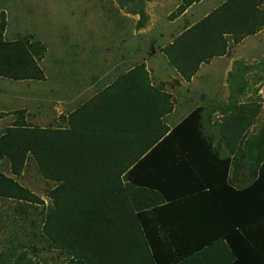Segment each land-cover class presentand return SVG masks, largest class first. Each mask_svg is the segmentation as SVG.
Returning a JSON list of instances; mask_svg holds the SVG:
<instances>
[{
    "label": "trees",
    "instance_id": "1",
    "mask_svg": "<svg viewBox=\"0 0 264 264\" xmlns=\"http://www.w3.org/2000/svg\"><path fill=\"white\" fill-rule=\"evenodd\" d=\"M199 1L180 0L170 19ZM263 28L264 0H226L161 52L190 82ZM6 29L1 11L0 78L43 81L45 46L7 39ZM171 99L141 63L70 113L66 128L31 125L15 110L0 132V199L18 205L0 264H36L41 252L55 253L54 264H264V123L250 136L261 106L231 101L214 138L202 108L168 129ZM28 159L53 184L46 208L14 178Z\"/></svg>",
    "mask_w": 264,
    "mask_h": 264
},
{
    "label": "rangeland",
    "instance_id": "2",
    "mask_svg": "<svg viewBox=\"0 0 264 264\" xmlns=\"http://www.w3.org/2000/svg\"><path fill=\"white\" fill-rule=\"evenodd\" d=\"M150 1L0 0V12H5L7 21L6 38L28 36L31 41H39L46 48L43 58L38 60L45 75L43 81H11L0 78V132L13 122V112L17 109L26 111V120L31 125L65 127L71 110L79 107L101 89L98 87L90 91L88 88L91 82L97 80L96 77L100 75L106 61L112 58L117 64L119 51L127 42L126 35L118 29L120 15H125V29L135 32L140 27L139 20L144 23L147 18L145 13ZM172 1L175 0L166 3L162 9L153 7V12L160 17L164 15L162 20L166 21V16L176 9ZM131 18H138V21L134 23ZM127 36L133 38L130 42L138 49L136 58H144L149 47L155 44L149 35ZM230 53L237 60L233 63L227 80L212 84L209 92L214 94L210 101L215 108V116L211 115L209 120L214 123L215 137H218V127L226 115L219 107H224L231 101L259 104L261 110L250 128L251 136L264 123V31L251 39L240 51ZM155 69V75L154 69L150 70L151 77L161 90L166 89L165 85H179V81L175 79L159 84L166 77L162 75L163 66L158 67L160 72H157V67ZM118 71L115 67L112 71L114 77L119 74ZM183 85H179L177 89L190 91L192 84ZM198 98H194L192 102L197 103ZM198 103L204 105V99H198ZM209 133L212 134L211 130ZM0 171L8 173L5 165ZM14 178L39 196L44 201V208L49 206L50 201L46 194L53 184L40 177L32 160L28 159L22 174ZM17 208L18 205L11 202L0 208V253L7 250L9 236L15 231V225L10 222L9 217L17 219V212H14ZM41 209L42 206L34 211ZM42 257L49 264H54L50 261L56 254L36 253L33 260L36 264L37 261L43 264V260H40Z\"/></svg>",
    "mask_w": 264,
    "mask_h": 264
},
{
    "label": "crops",
    "instance_id": "3",
    "mask_svg": "<svg viewBox=\"0 0 264 264\" xmlns=\"http://www.w3.org/2000/svg\"><path fill=\"white\" fill-rule=\"evenodd\" d=\"M225 1L226 0H200L199 2L189 6L180 16L176 17L175 19H170L169 15H167L166 17L168 21L167 20L163 21L162 18H164V15L160 17L155 12H153L152 9H154L153 7L157 9H162L164 5L166 3L171 2V0H151L148 3L149 7L145 13L147 18L143 23V25L139 27L138 30L135 32L134 31L130 32L127 29H125L123 25V20H124L123 16L125 15L123 14L122 16L121 14L119 17L120 26H118V29L120 33L126 35L127 42L124 44L123 47H121L119 51L120 55L118 57L117 64L113 61L112 58H110V61H106V64L101 69L100 75L96 77L97 80L91 82L88 88L90 91L95 90L98 87L101 89L98 92H95L91 97L86 99L84 102H82L79 105V107L82 106L84 103L88 102L89 100H91L92 98H94L98 93L103 91L105 88H107L119 75L126 73L134 66L141 63L145 65V68L150 75L149 77L151 80V84L153 86L158 87L157 84L153 83L150 70L154 69V75H155L156 74L155 67H157V72H160V69H158V67L163 66L162 75H165L166 78L164 77L165 80L160 81L159 84H166L167 82H170L173 79L179 81L178 83L181 86H184L183 83L192 84L190 91L188 92L177 89L179 85L175 87L165 85L166 89L162 91L165 93H169L171 95L172 97L171 100L173 103L172 111L163 118V123L165 124V126H167L168 129H172L182 119H184L191 111H193L196 108H202L203 109L202 128L204 134L210 137L211 135H213L214 138H217L215 137L216 127H213L214 123H212L209 120V117L211 118V115L215 116V113L213 112L215 108L213 107L212 102L210 101L214 94L213 95L210 94L211 92L209 91L212 90L211 87L213 83L227 80L228 75L231 72L232 65L237 60L233 56V53L230 52L240 51L248 42H250L251 39H253L261 32H263L264 28L261 29L257 34L244 38L237 45H231L232 44L231 43L229 47V51L226 55L221 57H215L206 64L202 63L199 66L197 73L191 78L190 82H185L183 80V78L169 64L167 58L161 52V50L162 48L172 44L173 40L176 39V37H178L181 33L185 32L192 25L196 24L197 22L205 18L207 15H209L213 10H215ZM172 3L175 4L174 7L175 9L180 3V0H175L174 2L172 1ZM172 12H170V14ZM130 20L131 21L133 20L134 23H136L138 21V18H131ZM129 34H132L134 37H136L139 34L152 36V42H154L155 44L152 47H149V51L147 52V55L144 58H136L138 49L130 42L133 38L131 36H127ZM158 61L160 62L157 64ZM115 67H117V69L119 70L118 71L119 74L116 77L113 76V72H112L114 71ZM158 88H160V86ZM228 91H229V87H228ZM194 98L204 99V103H203L204 105L199 104L198 99H197V103L192 102ZM226 104L224 105V107L222 106L219 107V110L224 109L228 105ZM79 107H76L75 109L71 110L70 113H72ZM54 122L56 123V121ZM66 127H67V118H66L65 127H53V128H66ZM210 130L212 134L209 133ZM3 165L5 164H3L2 161H0V168L3 167ZM5 169H7L6 165H5ZM0 172H4V171H0ZM4 173L7 174V172ZM0 204H1L0 208H3V206L9 204V200L0 199Z\"/></svg>",
    "mask_w": 264,
    "mask_h": 264
}]
</instances>
